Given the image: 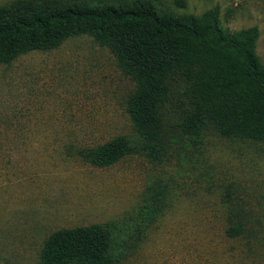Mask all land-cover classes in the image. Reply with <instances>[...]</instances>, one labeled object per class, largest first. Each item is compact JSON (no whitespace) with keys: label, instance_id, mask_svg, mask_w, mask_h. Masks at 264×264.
Segmentation results:
<instances>
[{"label":"rangeland","instance_id":"374dc122","mask_svg":"<svg viewBox=\"0 0 264 264\" xmlns=\"http://www.w3.org/2000/svg\"><path fill=\"white\" fill-rule=\"evenodd\" d=\"M147 1L176 15L217 6L222 28L257 27L264 66V0ZM133 90L89 35L0 64V264H39L52 232L92 224L110 232L114 264H264V142L183 135L180 90L164 104L159 161L133 154L95 167L78 156L116 136L135 139L125 111ZM226 190L249 214L239 238L225 235Z\"/></svg>","mask_w":264,"mask_h":264},{"label":"trees","instance_id":"16d2710c","mask_svg":"<svg viewBox=\"0 0 264 264\" xmlns=\"http://www.w3.org/2000/svg\"><path fill=\"white\" fill-rule=\"evenodd\" d=\"M184 6L182 0H176ZM89 35L110 50L134 83L125 103L135 139L116 136L77 150L95 167L138 154L159 161L168 143L163 108L175 90L186 108L178 128L188 137L213 130L223 138L264 142V66L256 54L257 27L222 28L219 9L196 16L159 12L147 0L93 5L86 1L13 0L0 6V64L58 48ZM228 238L248 232L249 214L229 190ZM112 238L99 224L64 228L44 241L39 264H114Z\"/></svg>","mask_w":264,"mask_h":264}]
</instances>
